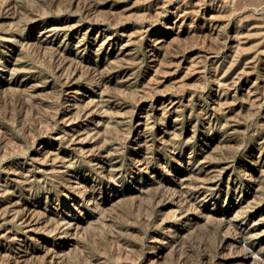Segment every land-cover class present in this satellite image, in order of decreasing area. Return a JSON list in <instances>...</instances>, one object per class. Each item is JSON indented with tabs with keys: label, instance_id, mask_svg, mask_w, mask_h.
<instances>
[{
	"label": "rangeland",
	"instance_id": "374dc122",
	"mask_svg": "<svg viewBox=\"0 0 264 264\" xmlns=\"http://www.w3.org/2000/svg\"><path fill=\"white\" fill-rule=\"evenodd\" d=\"M263 44L264 0H0V264H264Z\"/></svg>",
	"mask_w": 264,
	"mask_h": 264
},
{
	"label": "bare ground",
	"instance_id": "6f19581e",
	"mask_svg": "<svg viewBox=\"0 0 264 264\" xmlns=\"http://www.w3.org/2000/svg\"><path fill=\"white\" fill-rule=\"evenodd\" d=\"M181 14H183V13H181ZM180 15V14H179ZM181 16V15H180ZM256 26V25H255ZM257 27V26H256ZM51 29H53V28H51ZM251 30V29H250ZM50 31V30H49ZM247 31H248V29H247ZM99 34V33H98ZM234 35V34H233ZM97 37H98V35H97ZM244 37V36H243ZM256 37V36H255ZM153 38V37H152ZM249 38V37H248ZM98 39V38H97ZM111 39V38H110ZM45 40V39H44ZM238 40V39H237ZM246 41V40H245ZM94 42V41H93ZM128 42V41H127ZM235 42H237V41H235ZM243 42V41H242ZM238 43V42H237ZM245 43V42H244ZM261 44V43H260ZM97 45V44H96ZM111 45V44H110ZM264 45V44H263ZM95 47V46H94ZM108 47V46H107ZM260 47V46H259ZM233 48V47H232ZM231 48V49H232ZM235 50V49H234ZM259 50V49H258ZM235 53V52H234ZM249 53V52H248ZM122 54V53H121ZM217 54V53H216ZM228 54V53H227ZM233 54V53H232ZM231 56V55H230ZM217 57V56H216ZM226 57V56H225ZM196 58V57H195ZM190 59V58H189ZM226 59V58H225ZM228 60V59H227ZM191 61V60H190ZM213 62H215V61H213ZM237 62V61H236ZM244 63H245V61H244ZM247 63H248V61H247ZM188 64V63H187ZM220 64V63H219ZM232 65V64H231ZM239 65H241V64H239ZM251 65V64H250ZM187 66V65H186ZM229 66V65H228ZM233 66V65H232ZM236 66V65H235ZM247 66H248V64H247ZM251 67H252V65H251ZM222 68V67H221ZM248 68V67H247ZM240 69V68H239ZM252 70V69H251ZM220 71H222V70H220ZM224 71V70H223ZM216 72V71H215ZM230 72V71H229ZM242 72V71H241ZM249 72V71H248ZM240 73V72H239ZM243 74V73H242ZM225 75V74H224ZM254 75V74H253ZM223 77V76H222ZM240 77V76H239ZM244 78V77H243ZM249 78V77H248ZM236 79V78H235ZM246 79V78H245ZM263 79V78H262ZM218 82V81H217ZM234 82V81H233ZM236 82V81H235ZM257 83V82H256ZM263 84V83H262ZM228 85V84H227ZM224 86V85H223ZM249 86V85H248ZM253 86H255V85H253ZM225 88V87H224ZM264 88V87H263ZM259 89V88H258ZM257 90V89H256ZM72 91V90H71ZM260 91V90H259ZM250 92V91H249ZM263 92H264V90H263ZM74 93V92H73ZM260 94V93H259ZM254 95V94H253ZM93 98V97H92ZM225 98V97H224ZM258 98V97H257ZM167 100V99H166ZM221 100V99H220ZM89 101V100H88ZM97 101V100H96ZM163 102V101H162ZM224 102H226V101H224ZM96 103V102H95ZM168 103H169V101H168ZM219 103V102H218ZM77 105V104H76ZM88 105H89V103H88ZM165 106V105H164ZM161 108V107H160ZM172 110V109H171ZM167 112V111H166ZM74 114V113H73ZM75 117V116H74ZM69 119V118H68ZM67 122V121H66ZM146 123V122H145ZM159 124V123H158ZM149 127V126H148ZM74 128H76V127H74ZM94 129V128H93ZM64 130V129H63ZM91 130V129H90ZM95 130H96V127H95ZM94 130V131H95ZM172 131V130H171ZM67 132V131H66ZM72 132V131H71ZM79 132V131H78ZM169 132V131H168ZM74 133H76V132H74ZM88 133V132H87ZM90 133V132H89ZM146 133V132H145ZM92 135V134H91ZM94 135V134H93ZM60 136V135H59ZM88 136H90V135H88ZM141 136V135H140ZM139 136V137H140ZM172 136V135H171ZM67 137V136H66ZM85 137H86V135H85ZM146 137V136H145ZM144 137V138H145ZM81 138V137H80ZM79 138V139H80ZM84 138V137H83ZM79 139H77L76 141L77 142H79ZM169 139H171L170 137H169ZM165 142V141H164ZM169 142V141H168ZM44 143V142H43ZM62 143V142H61ZM145 143V142H144ZM74 144V143H73ZM51 145V144H50ZM58 147V146H57ZM82 147V146H81ZM86 147V146H85ZM89 147H90V145H89ZM92 147V146H91ZM48 148V147H47ZM89 149V148H88ZM62 150V149H61ZM82 150V149H81ZM78 151V150H77ZM63 152V151H62ZM92 152V151H91ZM96 153V152H95ZM201 153V152H200ZM45 154V153H44ZM58 154V153H57ZM93 155V154H92ZM107 155V154H106ZM64 156V155H63ZM69 156V155H68ZM96 156V155H95ZM100 156H101V154H100ZM91 157V156H90ZM38 158H39V156H38ZM41 158V157H40ZM107 158H109V157H107ZM106 158V159H107ZM93 159V158H92ZM96 159V158H95ZM204 159V158H203ZM264 159V158H263ZM111 160V159H110ZM58 161V160H57ZM112 161V160H111ZM163 161V160H162ZM51 162H53V161H51ZM56 162V161H55ZM71 162V161H70ZM69 162V163H70ZM46 163V162H45ZM202 163V162H201ZM205 163V162H204ZM56 164V163H55ZM108 164V163H107ZM145 164V163H144ZM68 165V164H67ZM112 165V164H111ZM204 166V165H203ZM202 166V167H203ZM37 167V166H36ZM39 167V166H38ZM114 167V166H113ZM57 168V167H56ZM110 168V167H109ZM38 169V168H37ZM60 169V168H59ZM144 169V168H143ZM206 169V168H205ZM204 169V170H205ZM263 169V168H262ZM25 170V169H24ZM58 170V169H57ZM97 170H98V168H97ZM257 170V169H256ZM45 171H48V170H45ZM212 171V170H211ZM259 171V170H258ZM15 172V171H14ZM40 172V171H39ZM46 173V172H45ZM70 173V172H69ZM184 173V172H183ZM210 173V172H209ZM219 173V172H218ZM13 174V173H12ZM25 174V173H24ZM57 174H59V173H57ZM31 175V174H30ZM36 175V174H35ZM46 175V174H45ZM261 175V174H260ZM25 176H26V174H25ZM24 176V177H25ZM9 177V176H8ZM11 177H12V175H11ZM23 177V178H24ZM29 177V176H28ZM201 177V176H200ZM13 178V177H12ZM32 178V177H31ZM36 178H38V177H36ZM189 178V177H188ZM199 178V177H198ZM18 179V178H17ZM27 179V178H26ZM38 179H40V178H38ZM75 179V178H74ZM180 179V178H179ZM183 179V178H182ZM181 179V180H182ZM33 180V179H32ZM201 180V179H200ZM12 181V180H11ZM24 181V180H23ZM76 181V180H75ZM184 181V180H183ZM21 182V181H20ZM179 183H180V181H179ZM221 183V182H220ZM257 183V182H256ZM183 184H184V182H183ZM202 184H204V183H202ZM78 185V184H77ZM2 187V186H1ZM26 187V186H25ZM206 187V186H205ZM204 187V188H205ZM207 187H208V185H207ZM203 188V187H202ZM210 188H212V186H210ZM209 188V189H210ZM11 189V188H10ZM137 190V189H136ZM208 190V189H207ZM7 192V191H6ZM16 192V191H15ZM4 193V192H3ZM78 193V192H77ZM25 194V193H24ZM206 196V195H205ZM208 197V196H207ZM28 199V198H27ZM8 200H10V199H8ZM31 202V201H30ZM242 202V201H241ZM38 205V204H37ZM57 207V206H56ZM3 210V209H2ZM16 210V209H15ZM20 210V209H19ZM29 210V209H28ZM17 211H18V209H17ZM61 211V210H60ZM3 212V211H2ZM10 212V211H9ZM35 214H36V212H35ZM48 214V213H47ZM15 215V214H14ZM72 215V214H71ZM60 216V215H59ZM5 217V216H4ZM54 217V216H53ZM56 217V216H55ZM261 218V217H260ZM22 219L24 220V224H25V230L26 231H28V232H33V231H35V229H36V224H35V221H32V220H30L29 218H27V217H22ZM53 219V218H52ZM79 219V218H78ZM88 219V218H87ZM259 219V218H258ZM12 220V219H11ZM16 220V219H15ZM54 220V219H53ZM229 221V220H228ZM257 221V220H256ZM5 222V221H4ZM10 222V221H9ZM23 222V221H22ZM233 222V221H232ZM57 223V222H56ZM61 223H65V225L67 224V225H73V224H75V221H74V219H69V220H65V218L64 219H62L61 218ZM62 225V224H61ZM80 225H82V224H80ZM255 225V224H254ZM257 225V224H256ZM8 226V225H7ZM74 226V225H73ZM53 227V226H52ZM75 227V226H74ZM55 228V227H54ZM13 229V228H12ZM77 229H78V227H77ZM66 230V229H65ZM75 230V229H74ZM64 231V230H63ZM251 231H252V229H251ZM1 232V234L2 235H5V236H11L12 235V233H11V231L9 230V229H6V230H1L0 231ZM44 232V231H43ZM18 233V232H17ZM50 233V232H49ZM251 233V232H250ZM257 233V232H256ZM255 233V234H256ZM0 234V235H1ZM29 234V233H28ZM55 234V233H54ZM31 235V234H30ZM50 235V234H49ZM69 235V234H68ZM241 235V234H240ZM248 235V234H247ZM25 236V235H24ZM38 236V235H37ZM36 236V237H37ZM254 236V235H253ZM2 237V236H1ZM247 237H249V236H247ZM38 238V237H37ZM1 239V238H0ZM19 239V238H18ZM258 239V238H257ZM260 240V239H259ZM256 241V240H255ZM48 242V241H47ZM259 242V241H258ZM44 243V242H43ZM249 243V242H248ZM247 243V244H248ZM73 244V243H72ZM254 244V243H253ZM53 245V244H52ZM263 245V244H262ZM256 246V245H255ZM45 247V246H44ZM69 247V246H68ZM258 247V246H257ZM248 248V247H247ZM246 248V249H247ZM55 249V248H54ZM53 249V250H54ZM245 249V250H246ZM51 250V249H50ZM252 250V249H251ZM262 250V249H261ZM21 251V250H20ZM19 251V252H20ZM56 251V250H55ZM28 252V251H27ZM252 252H253V250H252ZM17 253V252H16ZM63 253V252H62ZM250 253V252H249ZM10 254V253H9ZM56 254H57V252H56ZM61 254V253H60ZM244 254V253H243ZM15 255V254H14ZM18 255V254H17ZM43 255H44V253H43ZM46 255V254H45ZM254 255V254H253ZM257 255H258V253H257ZM16 256V255H15ZM59 256V255H58ZM47 257V256H46ZM55 257V256H54ZM56 257H57V255H56ZM19 258V257H18ZM25 259V258H24ZM241 260V259H240ZM22 261V260H21Z\"/></svg>",
	"mask_w": 264,
	"mask_h": 264
}]
</instances>
